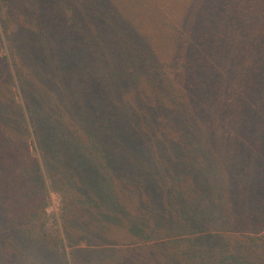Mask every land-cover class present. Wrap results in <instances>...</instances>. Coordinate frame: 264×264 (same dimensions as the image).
<instances>
[{
	"label": "trees",
	"instance_id": "trees-1",
	"mask_svg": "<svg viewBox=\"0 0 264 264\" xmlns=\"http://www.w3.org/2000/svg\"><path fill=\"white\" fill-rule=\"evenodd\" d=\"M0 30V264H264V0H0Z\"/></svg>",
	"mask_w": 264,
	"mask_h": 264
},
{
	"label": "rangeland",
	"instance_id": "rangeland-1",
	"mask_svg": "<svg viewBox=\"0 0 264 264\" xmlns=\"http://www.w3.org/2000/svg\"><path fill=\"white\" fill-rule=\"evenodd\" d=\"M0 56L8 57V51L6 42L4 40V37L2 36L1 30H0ZM10 61V59H8ZM17 100L18 102H21V98L18 95L19 90L17 87H15ZM32 153L34 156H38L36 145L33 142L32 144ZM48 187V186H47ZM45 214H46V224L44 225V231L46 233H49L50 235H53V237H56L60 240H62V243L66 245V242L63 239V232L61 227V221H60V214L62 212V197L61 194L52 190H48L46 202H45ZM262 232L261 234H263ZM82 246H85L84 244ZM66 252H69V249L64 247Z\"/></svg>",
	"mask_w": 264,
	"mask_h": 264
}]
</instances>
